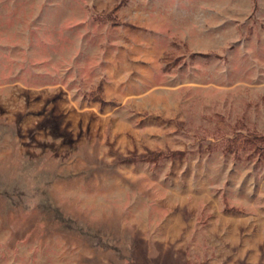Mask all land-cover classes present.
Listing matches in <instances>:
<instances>
[{
  "label": "rangeland",
  "instance_id": "1",
  "mask_svg": "<svg viewBox=\"0 0 264 264\" xmlns=\"http://www.w3.org/2000/svg\"><path fill=\"white\" fill-rule=\"evenodd\" d=\"M264 0H0V264H264Z\"/></svg>",
  "mask_w": 264,
  "mask_h": 264
},
{
  "label": "trees",
  "instance_id": "2",
  "mask_svg": "<svg viewBox=\"0 0 264 264\" xmlns=\"http://www.w3.org/2000/svg\"><path fill=\"white\" fill-rule=\"evenodd\" d=\"M259 140H260V141L262 142V144L264 145V137H261Z\"/></svg>",
  "mask_w": 264,
  "mask_h": 264
}]
</instances>
